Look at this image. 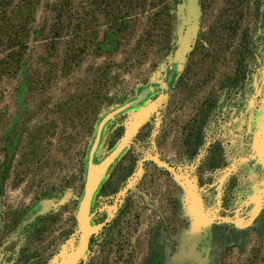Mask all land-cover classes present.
I'll list each match as a JSON object with an SVG mask.
<instances>
[{
	"label": "rangeland",
	"instance_id": "1",
	"mask_svg": "<svg viewBox=\"0 0 264 264\" xmlns=\"http://www.w3.org/2000/svg\"><path fill=\"white\" fill-rule=\"evenodd\" d=\"M0 29V264H264V0H5ZM143 93L84 243L98 127Z\"/></svg>",
	"mask_w": 264,
	"mask_h": 264
},
{
	"label": "water",
	"instance_id": "2",
	"mask_svg": "<svg viewBox=\"0 0 264 264\" xmlns=\"http://www.w3.org/2000/svg\"><path fill=\"white\" fill-rule=\"evenodd\" d=\"M144 97H145V93H143L138 99L112 111L101 121L98 127L97 136H96L94 145L90 153L89 167H88V173H87L86 193H85V197L83 199L81 210H80V220H81V227L83 230L84 243L86 242L87 237H88L87 226L89 224V212H90L93 197L97 189L99 188L100 184L102 183L110 164L112 163L115 156L117 155L116 153H113L112 155L107 157L101 164H94L93 158H94L96 149L100 143L103 128L110 120L114 119L117 115H119L126 109L132 107L135 103L139 102Z\"/></svg>",
	"mask_w": 264,
	"mask_h": 264
},
{
	"label": "trees",
	"instance_id": "3",
	"mask_svg": "<svg viewBox=\"0 0 264 264\" xmlns=\"http://www.w3.org/2000/svg\"><path fill=\"white\" fill-rule=\"evenodd\" d=\"M5 0H0V8L2 7V4L4 3ZM6 14V13H5ZM2 29V28H1ZM0 29V30H1ZM1 35V34H0Z\"/></svg>",
	"mask_w": 264,
	"mask_h": 264
}]
</instances>
